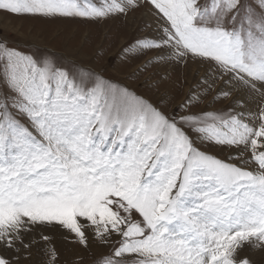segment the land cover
I'll use <instances>...</instances> for the list:
<instances>
[{"label":"snow or ice","instance_id":"snow-or-ice-1","mask_svg":"<svg viewBox=\"0 0 264 264\" xmlns=\"http://www.w3.org/2000/svg\"><path fill=\"white\" fill-rule=\"evenodd\" d=\"M0 13L133 25L91 59L0 37V264H264V0Z\"/></svg>","mask_w":264,"mask_h":264},{"label":"rangeland","instance_id":"rangeland-1","mask_svg":"<svg viewBox=\"0 0 264 264\" xmlns=\"http://www.w3.org/2000/svg\"><path fill=\"white\" fill-rule=\"evenodd\" d=\"M140 22L139 19L135 21V23ZM119 25L118 21L96 24L79 19L43 20L0 13V37H6L20 50L35 52L55 48L65 54L79 56L83 45L82 54L85 59L92 58L108 31H111L117 38L109 48L107 55L115 56L123 39L131 35L129 30L133 27L131 23L124 25L123 29Z\"/></svg>","mask_w":264,"mask_h":264}]
</instances>
